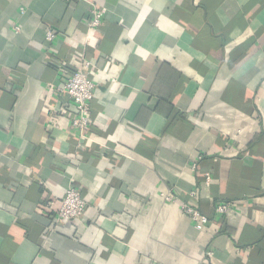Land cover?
I'll use <instances>...</instances> for the list:
<instances>
[{"label": "crops", "instance_id": "1", "mask_svg": "<svg viewBox=\"0 0 264 264\" xmlns=\"http://www.w3.org/2000/svg\"><path fill=\"white\" fill-rule=\"evenodd\" d=\"M0 264H264V0H0Z\"/></svg>", "mask_w": 264, "mask_h": 264}, {"label": "built area", "instance_id": "2", "mask_svg": "<svg viewBox=\"0 0 264 264\" xmlns=\"http://www.w3.org/2000/svg\"><path fill=\"white\" fill-rule=\"evenodd\" d=\"M103 20V10L97 7L92 8L88 21L89 31L99 27L103 23ZM16 28L18 29V27ZM55 37L56 32L54 30L50 29L47 31V40L52 41ZM91 65L92 64L89 60L85 59V57H81L79 63L75 65L74 70L65 78L60 89L61 92H63L76 106V114L72 118V127L76 130V133L81 140L87 137V129L92 123V117L90 115L91 103L95 98V90L97 88V84L91 76ZM195 167L196 164L194 163L193 168ZM163 196L165 201L170 202L176 200V196L171 190ZM86 206V200L80 189L76 187H69L66 190L65 195L61 200V205L56 212L55 221L57 223H64L66 221L79 219L84 215ZM229 206L230 203L219 204L215 211L219 213H226ZM183 210L190 216L197 228H201L209 220V217L203 214L195 206L183 205ZM210 254L211 251H208L207 255Z\"/></svg>", "mask_w": 264, "mask_h": 264}]
</instances>
